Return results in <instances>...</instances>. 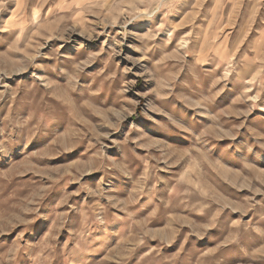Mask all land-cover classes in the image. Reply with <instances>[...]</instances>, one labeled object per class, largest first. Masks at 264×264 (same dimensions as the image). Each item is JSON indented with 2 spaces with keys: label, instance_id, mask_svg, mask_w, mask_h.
<instances>
[{
  "label": "rangeland",
  "instance_id": "obj_1",
  "mask_svg": "<svg viewBox=\"0 0 264 264\" xmlns=\"http://www.w3.org/2000/svg\"><path fill=\"white\" fill-rule=\"evenodd\" d=\"M0 264H264V0H0Z\"/></svg>",
  "mask_w": 264,
  "mask_h": 264
}]
</instances>
